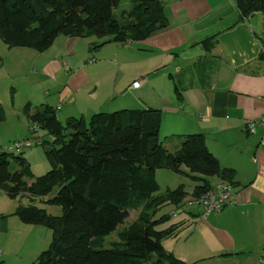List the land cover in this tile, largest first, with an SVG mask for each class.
I'll use <instances>...</instances> for the list:
<instances>
[{
	"label": "trees",
	"instance_id": "trees-1",
	"mask_svg": "<svg viewBox=\"0 0 264 264\" xmlns=\"http://www.w3.org/2000/svg\"><path fill=\"white\" fill-rule=\"evenodd\" d=\"M123 1L0 0V37L9 48L43 52L59 36H98L103 40L91 48L97 49L107 43L143 40L168 25L163 0H129L131 8L117 13ZM235 2L240 19L256 11L264 14V0ZM217 36L202 39L198 44L206 53L169 74L178 100L183 101L189 89L211 86L221 62L220 56L212 54ZM261 40L264 45V36ZM259 58H264V52ZM2 62L1 56L0 68ZM24 112L31 133L37 132L32 128L37 124L38 130L52 135V139L42 136L40 142L51 169L36 176L24 149L6 147L8 151L0 152V189L11 199L20 197L15 214L21 221L52 229L49 247L34 264H194L164 246L166 238L181 233L185 221L158 228L170 220L171 213L157 214L165 205L184 208L188 195L212 186V177L234 184L236 169L221 164L209 149L205 132L180 134V146L172 151L160 138L162 110L158 108L100 111L64 122L50 104L32 110L28 102ZM4 119L0 105V121ZM160 168L184 173L195 184L190 191L180 184L157 193ZM46 205H59L61 214L49 212ZM135 209L137 218L118 229ZM115 230L117 239L106 246V236ZM0 264L9 263L0 260Z\"/></svg>",
	"mask_w": 264,
	"mask_h": 264
},
{
	"label": "crops",
	"instance_id": "crops-1",
	"mask_svg": "<svg viewBox=\"0 0 264 264\" xmlns=\"http://www.w3.org/2000/svg\"><path fill=\"white\" fill-rule=\"evenodd\" d=\"M163 1L169 20L166 27L143 40L107 43L97 49H91L97 41L92 36H59L50 48L38 51L40 68L33 77L47 76L54 81L53 93L47 92L45 99L57 109H65L66 119L153 107L162 110L160 131L165 130L166 137L205 132L208 147L221 164L236 169L237 202L209 215L199 206L174 208V215L177 210L184 212L180 221H185V228L178 237L165 239L164 246L194 264H264V127L260 123L264 118V58H259L264 52V14L256 11L240 19L235 0ZM214 33L218 36L212 54L220 56L221 62L211 86L189 89L184 100H178L169 74L204 55L198 43ZM107 46L113 47L106 50ZM80 47L85 54L88 51L86 63L76 57ZM0 50V74L3 68L6 74L8 58L13 59L9 69L14 66L16 75L20 64L34 54L31 48H9L3 41ZM95 51L98 61L91 57ZM44 54L49 58L42 64ZM136 81L140 86H134ZM26 99L32 105L33 94ZM251 122L256 123L253 131L248 128ZM179 146L175 141L167 147L175 151ZM164 170L161 172L167 177L174 172ZM12 214L14 211L5 213L0 207V260L7 263L15 256L34 262L43 251L35 240L36 229ZM14 225L21 232L19 237ZM175 238H179L177 243H170Z\"/></svg>",
	"mask_w": 264,
	"mask_h": 264
},
{
	"label": "rangeland",
	"instance_id": "rangeland-1",
	"mask_svg": "<svg viewBox=\"0 0 264 264\" xmlns=\"http://www.w3.org/2000/svg\"><path fill=\"white\" fill-rule=\"evenodd\" d=\"M132 4L129 0L123 1L120 6L117 9V13H120L124 8L129 9L131 8ZM96 39L98 42L103 40V38H100L98 36H92L90 39ZM0 41H3L0 37ZM96 41V42H97ZM3 43H5L3 41ZM113 46H107L105 49H110ZM34 54L31 53L22 64H20L19 71L16 75H14L15 70L14 66L10 67V62L13 61V59L8 58V64L6 68V74L4 69L1 71L2 74H0V105L4 106L7 110H5V119L0 121V152L8 151L7 145H12L15 141V137H22V138H35V139H41L42 136L45 139H52V135H50L46 130L40 128L38 132L31 133L29 131V118L24 112V106L29 102L28 99H26L28 96H30V92L33 94V101H32V110L36 109H42L45 105L49 104L47 103V92L53 93V88L51 85L54 83L53 80H51L47 76H40V78L33 77L34 72L38 68H40V56L36 58V55H41L40 52L36 51L35 49L31 48ZM77 58H80L84 63L88 51L86 54L82 50V48L77 49ZM38 53V54H37ZM98 53L99 52H93L91 53V57L97 58L98 61ZM93 54V55H92ZM49 54H44L42 56V64H45L48 61ZM2 56V51L0 50V57ZM96 56V57H95ZM89 60V59H88ZM95 61V59H92ZM91 60V61H92ZM51 102H55L54 98L50 99ZM44 102V104H43ZM52 104V103H51ZM50 104V105H51ZM56 107V105L54 104ZM132 108V107H129ZM116 110V109H115ZM8 114V115H7ZM7 115V118H6ZM57 115L58 118L61 121H65V109L60 110L57 109ZM184 133V132H183ZM177 133L168 135L166 137V131L162 130L160 131V138L166 142V145L168 147H172L175 145V141L180 142L181 135L183 134ZM189 133V132H188ZM39 136V137H38ZM25 156L28 158V160L31 162L32 170L36 176H39L41 174L46 173L48 170L51 169V164L47 160L44 150L40 144V142L36 143L32 147L25 148ZM161 171H165L164 168L157 169L156 174L157 178L160 184V190L157 193L163 192L167 186H171L170 188H176L180 184H184L185 188L187 190H191V188L194 186L195 181L192 180V178L184 173H178V172H169L171 173V176L167 177L162 174ZM26 180L28 182H31L32 179L26 177ZM57 189L54 190V192ZM189 196V195H188ZM190 197V196H189ZM187 197V198H189ZM20 197L17 199H11L8 197V195L5 193L4 190L0 189V207H3L5 210V213H10L14 211V215L17 219V221H21L20 218L15 214L16 211V205L19 204ZM189 208L191 205H185ZM195 206V205H193ZM48 208V211L53 214H61V207L59 205H46ZM176 208L174 205H165L162 207L158 214H162L165 212H171V218L168 222L161 224L158 226V228H164L166 226H169L172 223L179 222L183 216L185 215L184 212H180L177 210L178 215L173 214V209ZM177 209V208H176ZM139 210L135 209L131 211V214L128 218H126L125 222L121 225H119L118 229L124 226L129 225L134 219L137 218ZM9 215V214H6ZM29 227H35V240L38 246L43 248V250L47 249L50 245V242L52 240V229L41 225V224H28ZM14 231L16 232V235L18 237L21 235V232H18L16 227L14 225ZM180 235V234H179ZM178 235V236H179ZM177 236V237H178ZM174 238V237H173ZM117 239V230L111 232L106 236V246H109L110 241ZM167 239V238H166ZM179 238H175L172 240H169L170 243H177ZM12 253H10V256ZM26 254H24L25 257ZM7 263L9 264H34L33 261H24L20 260L18 257L13 256L12 259H7Z\"/></svg>",
	"mask_w": 264,
	"mask_h": 264
},
{
	"label": "built area",
	"instance_id": "built-area-1",
	"mask_svg": "<svg viewBox=\"0 0 264 264\" xmlns=\"http://www.w3.org/2000/svg\"><path fill=\"white\" fill-rule=\"evenodd\" d=\"M67 68H69V66H67ZM140 84V82L136 81L134 83V86L137 87L140 86ZM260 123L264 127V118L261 119ZM255 124L256 123L254 122L248 124V128L250 131L254 130ZM32 128L37 132L39 131L37 124H34ZM37 142H41V139H38V141L35 138L18 139L15 140L12 145H7V148L9 151L21 150L32 147ZM236 195L237 192L235 190L234 184L227 180H219L217 182H214L212 186L206 191L186 198V203L191 206L195 205L201 207L203 210V214L209 215L211 213L220 212L225 207L235 204L237 202Z\"/></svg>",
	"mask_w": 264,
	"mask_h": 264
}]
</instances>
